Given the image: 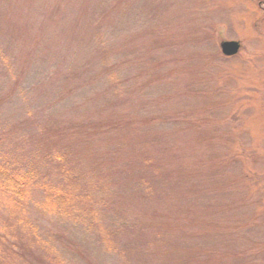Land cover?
<instances>
[{
  "label": "rangeland",
  "instance_id": "1",
  "mask_svg": "<svg viewBox=\"0 0 264 264\" xmlns=\"http://www.w3.org/2000/svg\"><path fill=\"white\" fill-rule=\"evenodd\" d=\"M2 163L0 264H264V0H0Z\"/></svg>",
  "mask_w": 264,
  "mask_h": 264
},
{
  "label": "trees",
  "instance_id": "2",
  "mask_svg": "<svg viewBox=\"0 0 264 264\" xmlns=\"http://www.w3.org/2000/svg\"><path fill=\"white\" fill-rule=\"evenodd\" d=\"M84 70V69H83ZM56 68L53 70V72H56ZM89 81L86 79L84 80V84L88 83ZM113 105H118L114 104ZM111 118L109 119V122L101 123V124H87V130L89 128L91 133L98 134L100 137L108 135L110 132L115 130L117 128V123L110 122ZM77 126L69 125L67 129H74ZM62 130V128H61ZM61 131L56 132L57 135H59ZM57 139V138H56ZM155 141H158L159 139H155ZM58 141V140H57ZM57 147H55L53 150H56ZM59 152L60 149H57ZM34 175H32L30 172L26 174H20L18 170L11 168L8 163H2L0 164V183H3V188L6 190H9L13 188L9 193L14 195L21 191L22 184H25L30 181L31 178H33ZM20 252V251H19ZM16 257L21 256V254L15 253ZM8 256V255H7Z\"/></svg>",
  "mask_w": 264,
  "mask_h": 264
},
{
  "label": "water",
  "instance_id": "3",
  "mask_svg": "<svg viewBox=\"0 0 264 264\" xmlns=\"http://www.w3.org/2000/svg\"><path fill=\"white\" fill-rule=\"evenodd\" d=\"M219 47L224 56H233L238 52L240 44L235 40H224L220 42Z\"/></svg>",
  "mask_w": 264,
  "mask_h": 264
}]
</instances>
